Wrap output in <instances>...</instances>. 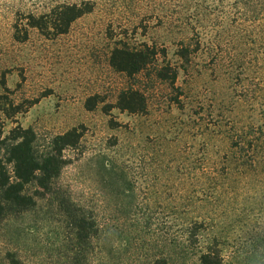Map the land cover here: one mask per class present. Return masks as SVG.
<instances>
[{
  "label": "rangeland",
  "instance_id": "rangeland-1",
  "mask_svg": "<svg viewBox=\"0 0 264 264\" xmlns=\"http://www.w3.org/2000/svg\"><path fill=\"white\" fill-rule=\"evenodd\" d=\"M81 2L93 11L66 34L14 40L18 14ZM118 40L164 51L156 67H174V84L113 70ZM124 90L144 96L145 114L104 112ZM3 94L34 102L0 117L5 137L33 131L39 157L57 135L83 136L48 191L26 188L32 207L5 209L0 264H199L214 242L224 264H264V0H0ZM73 215L94 223L85 242Z\"/></svg>",
  "mask_w": 264,
  "mask_h": 264
},
{
  "label": "trees",
  "instance_id": "trees-1",
  "mask_svg": "<svg viewBox=\"0 0 264 264\" xmlns=\"http://www.w3.org/2000/svg\"><path fill=\"white\" fill-rule=\"evenodd\" d=\"M94 5L91 2H81L79 4H57L45 13L34 15L18 14L15 19L13 38L16 42H25L28 39L29 30H37L44 38L54 39L66 34L72 24L83 16L93 11ZM162 54V55H161ZM165 53H160L155 46L141 44L133 47L125 41H116L115 47L109 57V65L116 72L133 76L143 71L153 69L159 79L169 81L174 84L177 77V70L169 63L163 61L158 68L157 60ZM179 57L183 65L189 63V54L185 49H180ZM4 87V85H3ZM4 91L7 89L4 87ZM98 96L87 99L85 107L92 110L98 103ZM34 102L24 109L29 108ZM21 105H14L6 94L0 95V113L6 118H11L16 114L24 112ZM110 108H117L130 114L146 113V101L144 96L135 90H124L118 97L116 103L111 107L105 105L103 110L109 114ZM83 136L79 128L55 136L50 143V151L39 157L34 149L35 134L30 129L20 126L12 128L8 136H3V122L0 117V148L5 141L7 145V158L5 162L0 159V217L4 215L7 207L28 209L35 204L33 197L26 193V188L35 184L38 189L48 191L52 182L57 179L67 161L63 152L67 148L75 147ZM254 146V151L256 150ZM7 164L12 165V175L8 173ZM76 237L81 242H85L93 233V222H88L83 215L71 216ZM197 233L192 228L188 231L187 242L196 241ZM215 240V239H214ZM212 245V246H211ZM207 245L200 251L198 256L199 264H224L221 251L214 242ZM157 264H166L162 260Z\"/></svg>",
  "mask_w": 264,
  "mask_h": 264
}]
</instances>
